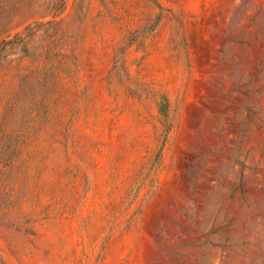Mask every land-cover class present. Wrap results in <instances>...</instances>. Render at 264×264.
I'll use <instances>...</instances> for the list:
<instances>
[{"label": "rangeland", "instance_id": "374dc122", "mask_svg": "<svg viewBox=\"0 0 264 264\" xmlns=\"http://www.w3.org/2000/svg\"><path fill=\"white\" fill-rule=\"evenodd\" d=\"M65 5L0 0V264H264V0Z\"/></svg>", "mask_w": 264, "mask_h": 264}, {"label": "trees", "instance_id": "16d2710c", "mask_svg": "<svg viewBox=\"0 0 264 264\" xmlns=\"http://www.w3.org/2000/svg\"><path fill=\"white\" fill-rule=\"evenodd\" d=\"M67 0H58L59 4L61 5L58 9V12L55 14V16L61 15L65 10V4ZM53 21V20H52ZM151 31V28L147 25H145L142 28H139L132 32L131 35L125 36L120 47L118 48V51L116 53V61L114 69L118 67L119 64L124 62L125 54L128 50V48L137 40H140L142 37L146 36ZM13 46L17 44V38L16 40H13L10 42ZM6 47V46H5ZM3 47L2 50H5L6 48ZM164 113H167V108H164Z\"/></svg>", "mask_w": 264, "mask_h": 264}]
</instances>
